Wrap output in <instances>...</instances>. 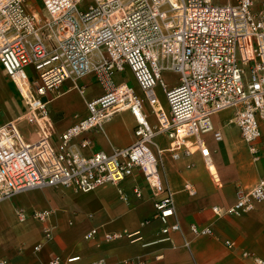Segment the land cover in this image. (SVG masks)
Listing matches in <instances>:
<instances>
[{"label":"built area","instance_id":"built-area-1","mask_svg":"<svg viewBox=\"0 0 264 264\" xmlns=\"http://www.w3.org/2000/svg\"><path fill=\"white\" fill-rule=\"evenodd\" d=\"M40 1L42 11L33 9L34 0H0V63L27 107L24 115L0 126V203L17 193L45 187L88 193L106 184L117 185L139 170L157 197L154 216L161 221L164 234L157 241L171 240L172 232L182 230L175 192L164 184L159 170L162 158L151 145L157 146L156 137L165 133L170 146L159 149L160 154L169 151L177 159L199 150L213 168L203 136L210 133L215 141H222L223 133L215 127L213 116L231 110V122L239 127L252 153L258 152L256 142L264 138V0L261 7L255 0L223 4L214 0ZM126 67L143 97L127 82L115 81V75ZM165 70L179 75L175 85L164 80ZM92 73L103 94L86 100L87 115L55 142L47 97L67 80L83 94L78 80ZM158 85L165 92L168 110L160 105ZM144 100L151 105L156 124L143 112ZM126 109L137 121L135 140L111 153L84 155L81 149L89 140H75L91 130L103 131L115 113ZM23 118L35 127L31 141L17 123ZM186 188L193 190L190 184ZM134 192L142 196L140 188ZM254 200L264 204V174L252 188L238 189V199L226 213L248 212ZM51 213L16 211L22 222L29 218L42 222L47 240L54 237V227L48 223ZM171 217L175 222H169ZM191 231L213 234L211 227L191 225ZM97 232L90 230L86 239H93ZM139 233L125 230L105 237L112 240L125 235L135 241L142 238ZM226 245L231 247L234 242L227 240ZM41 246L34 248L38 251ZM243 256L253 264H264L263 258L251 252ZM81 259L58 256L44 264H76ZM0 264L8 260L0 258ZM85 264L108 263L97 259ZM124 264H146V260L137 257Z\"/></svg>","mask_w":264,"mask_h":264},{"label":"crops","instance_id":"crops-1","mask_svg":"<svg viewBox=\"0 0 264 264\" xmlns=\"http://www.w3.org/2000/svg\"><path fill=\"white\" fill-rule=\"evenodd\" d=\"M257 5L261 7L262 0ZM118 74L115 81L123 82L117 78ZM85 77L91 78L100 91L86 94L93 85L78 83L84 87L82 94L71 80H67L57 93L47 97V108L55 126V142L61 133L87 115L86 100L103 94L94 73ZM1 82L3 90L6 93L12 91L16 97L18 91L7 74L6 77L5 74L1 76ZM129 85L141 97L144 96L135 78ZM162 91L161 97L156 89L158 100L168 110L163 88ZM72 92L79 93L84 100L85 107L79 114L69 110V95ZM143 112L151 124H156L152 107L146 100ZM219 113L213 116V122L222 131L223 140L215 141L210 133L203 136L211 152L213 168L208 166L199 150L193 149L190 155L182 154L177 159L169 151L160 154L159 149L170 146L171 140L165 133L156 137L157 146L151 145L155 155L162 158L159 170L164 184L175 192L176 213L182 230L172 232L171 240L157 241L164 238L160 231L162 223L154 216L157 197L144 174L136 170L117 185L106 184L88 193L63 187H45L23 191L3 201L19 199L11 204L13 220L0 221V258L7 259L8 264H44L58 256H81L84 264L97 259H104L108 264H124L125 260L137 257L145 259L146 264H253L250 258L243 256V252L247 251L264 259V204L254 200V208L248 212L239 216L226 213L236 203L238 189L252 188L263 176L264 138L256 142L258 152L252 153L239 127L231 122L233 114L221 120L216 117ZM223 122L226 124L223 125ZM136 125L133 113L128 109L122 110L104 124L103 131L91 130L75 142L89 140V144L81 149L86 156L100 151L111 153L114 148L129 146L135 140ZM187 184L192 185L193 190L186 188ZM136 188L141 189L142 196L135 194ZM120 189L128 200L122 199ZM36 191L40 194L31 195ZM215 207L222 211L216 213ZM20 208L27 211L50 210L48 223L54 227L53 239L44 238L42 222L31 218L20 221L16 214ZM169 222H175V218L171 217ZM191 225H196L198 229L211 227L213 234L195 235ZM92 229H97V234L93 239H86L85 235ZM125 230H139L142 238L132 241L125 235L112 240L105 237L107 233ZM227 240L234 245H226ZM154 241L157 242L143 245ZM39 243L42 246L36 251L34 247ZM158 255L161 257L158 258Z\"/></svg>","mask_w":264,"mask_h":264},{"label":"rangeland","instance_id":"rangeland-1","mask_svg":"<svg viewBox=\"0 0 264 264\" xmlns=\"http://www.w3.org/2000/svg\"><path fill=\"white\" fill-rule=\"evenodd\" d=\"M228 1L229 0H214V2L217 4L227 3ZM255 2H256V6L258 7L257 3L259 4V0L258 1L255 0ZM33 5L35 6V8L32 7L33 9H37L39 11H42L43 5H42L40 0H34ZM29 71L31 74L32 71L28 69L27 72L29 73ZM4 74L6 77V72H4V67L0 63V126L3 125L4 123L8 122V121L14 120L17 117L24 115V113H26V111H27V107L25 108V104L23 103V100L18 96V94H16V97H14L12 91L9 93H6L3 90L2 82H1V76L3 77ZM7 78H8V80H10L8 75H7ZM117 78H119L123 81H127L129 84H132L133 79H134L133 74L129 68H126L123 72L119 73ZM163 78L171 86V85H175L178 82L179 75L174 71L165 70L163 72ZM78 83H79V85H84V84L93 85L92 88L87 90L86 94H90L94 90H95V92L100 91L99 87L89 77H84V78L80 79L78 81ZM12 88H14V86H12ZM156 89L162 97L163 96L162 87L160 85H158L156 87ZM55 93H57V92H55ZM6 94H7V96H6ZM69 96H71L69 110L72 113H78V114L81 113L85 107L84 100H83L82 96L77 92H72ZM49 98H51V97L49 96ZM232 114L233 113L231 112V110H227V111H222L216 117H218L221 120H226L227 117L229 115L232 116ZM17 123L19 124L20 131L22 132V134L24 135V137L27 141H31V140L35 139L36 134H35L34 125L27 123L25 118L19 120ZM222 124L225 125L226 122H223ZM66 189H69V188H66ZM34 194H40V193H39V191L31 193V195H34ZM17 200L19 201V199H17ZM17 200L15 198H12V200H10V202L9 201L3 202V204L0 206V221L1 222L4 219H6L8 222L13 220V215L11 213V210H12L11 204L17 203L18 202ZM76 264H84V262L79 261Z\"/></svg>","mask_w":264,"mask_h":264},{"label":"bare ground","instance_id":"bare-ground-1","mask_svg":"<svg viewBox=\"0 0 264 264\" xmlns=\"http://www.w3.org/2000/svg\"><path fill=\"white\" fill-rule=\"evenodd\" d=\"M141 116V115H140Z\"/></svg>","mask_w":264,"mask_h":264}]
</instances>
